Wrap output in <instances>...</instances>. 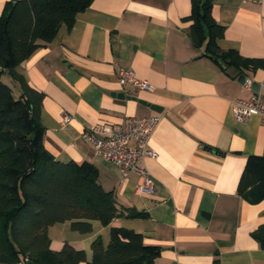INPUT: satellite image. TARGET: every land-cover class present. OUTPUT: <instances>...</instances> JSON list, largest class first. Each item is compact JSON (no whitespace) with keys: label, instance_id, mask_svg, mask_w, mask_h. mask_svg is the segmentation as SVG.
Here are the masks:
<instances>
[{"label":"crops","instance_id":"0c3cea01","mask_svg":"<svg viewBox=\"0 0 264 264\" xmlns=\"http://www.w3.org/2000/svg\"><path fill=\"white\" fill-rule=\"evenodd\" d=\"M6 3L14 2L0 0V14ZM192 6V0H93L71 28L61 26L14 69L43 95L46 151L60 163L94 165L99 184L123 213L108 226L91 221L90 233L72 231L70 222L50 226V250L67 243L89 262L92 242L100 238L107 247L110 228L120 227L162 248L154 264H264V250L251 235L264 224V200L251 203L249 187L240 190L248 157H264V124L258 116L244 123L232 116L234 101L257 92L264 99V71L222 68L194 48L185 20ZM212 17L225 28L216 40L220 51L264 59V0H213ZM117 68L133 70L151 89L123 90ZM1 74L19 97L18 83ZM245 79L257 87L244 89ZM121 93L124 98L115 95ZM153 115L159 122L147 147L156 159L143 162L155 180L156 194L149 196L136 191L137 175L123 178L81 134L90 125ZM127 210L147 216L129 218Z\"/></svg>","mask_w":264,"mask_h":264},{"label":"trees","instance_id":"16d2710c","mask_svg":"<svg viewBox=\"0 0 264 264\" xmlns=\"http://www.w3.org/2000/svg\"><path fill=\"white\" fill-rule=\"evenodd\" d=\"M93 0H17L6 3L0 14V264H154L162 248L146 245L141 234L111 227L104 248L100 238L91 244L92 258L65 243L50 250L47 230L70 222L72 231L90 233L91 221L108 226L123 216L112 192L98 182V170L89 162L60 163L43 145L44 129L39 114L43 95L15 73V68L55 37L61 26L71 28L78 13ZM213 0H192L189 40L202 55L222 67L264 71V59H246L236 51H220L216 40L224 26L212 17ZM1 71L18 83L14 98L1 81ZM251 203L264 200V157L250 156L240 190ZM129 218L146 213L127 210ZM264 250V224L252 234Z\"/></svg>","mask_w":264,"mask_h":264},{"label":"built area","instance_id":"2783aa9c","mask_svg":"<svg viewBox=\"0 0 264 264\" xmlns=\"http://www.w3.org/2000/svg\"><path fill=\"white\" fill-rule=\"evenodd\" d=\"M261 4L263 0H246ZM117 82L125 90L149 91L150 84L139 79L131 69L117 68ZM252 83L245 79L244 89H250ZM232 116L235 122L244 123L252 116H258L264 124V99L254 93L248 100H236L232 103ZM67 117H64V121ZM159 122V116L124 117L117 125L94 124L85 127L82 139L103 160L118 169L123 178L128 173L138 176L140 183L138 193L153 196L156 194L155 180L143 162L145 159H156L155 151L149 149L147 141Z\"/></svg>","mask_w":264,"mask_h":264},{"label":"water","instance_id":"95a60500","mask_svg":"<svg viewBox=\"0 0 264 264\" xmlns=\"http://www.w3.org/2000/svg\"><path fill=\"white\" fill-rule=\"evenodd\" d=\"M12 2H15V0H12ZM241 80H243V78L241 77ZM253 86V88L254 87H257V85L256 84H253L252 85ZM116 96H118L119 98H124L125 96H124V94H115ZM141 104H143V105H148V104H146L145 102H143V101H139ZM148 107L152 110V111H154V112H160V109H158V108H160V107H157V106H155V105H148ZM28 264H34V263H32V262H28Z\"/></svg>","mask_w":264,"mask_h":264},{"label":"rangeland","instance_id":"374dc122","mask_svg":"<svg viewBox=\"0 0 264 264\" xmlns=\"http://www.w3.org/2000/svg\"><path fill=\"white\" fill-rule=\"evenodd\" d=\"M5 85H11V82H10V80H9V76H7V75H4L3 77H2V80H1ZM7 85V86H8ZM18 92H19V90H17V92H13V97L14 98H18Z\"/></svg>","mask_w":264,"mask_h":264}]
</instances>
